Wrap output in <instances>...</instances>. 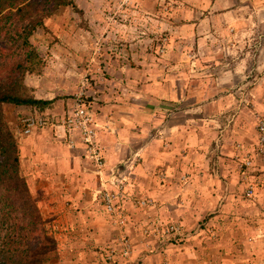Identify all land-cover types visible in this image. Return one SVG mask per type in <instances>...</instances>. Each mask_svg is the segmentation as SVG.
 Returning a JSON list of instances; mask_svg holds the SVG:
<instances>
[{"label": "rangeland", "instance_id": "rangeland-1", "mask_svg": "<svg viewBox=\"0 0 264 264\" xmlns=\"http://www.w3.org/2000/svg\"><path fill=\"white\" fill-rule=\"evenodd\" d=\"M153 1L156 2V0H75L79 10L83 12L82 15L74 10L73 7H62L45 21V28H39L35 31L30 42L40 55L44 64L38 72L27 74L24 83L25 86H27L28 94L32 97L44 101L54 100V102L43 110L36 107L19 108L13 105L5 106L6 121L8 127L16 137L20 157L22 153L21 143L25 138L21 133L22 126L20 121L24 116L41 113L39 116L47 118L51 122L52 119H54V123L57 124V121H60L68 110V107H75L79 99L84 102L92 101L96 103L94 104V113L99 123L102 122L101 118H99L100 105L104 101H107V103L108 101H116L120 104H128L129 106L127 109L120 110L122 112L121 119L127 117L131 121L132 119L135 120L134 123L137 128L131 130L124 128L119 134L122 141H130L128 143V146L130 144L129 148L137 149L141 144L142 140L134 133L143 135L141 131L143 130V124L148 122L143 116L146 114V109L153 106L152 108H155V110L157 108V110L166 117L160 116V114H158L159 112H157V117H154L152 121L158 122L162 118H165V120L160 124H155L153 128L148 129L147 133H149V137L154 135L161 140V136H166V133H162V129L164 130L166 125L164 123L165 121L167 123L171 120L181 121L183 124L186 122L187 126L190 127L193 126L192 121H198V123L201 122L202 124L205 122L202 130H200L202 124L196 128L203 136L202 142L204 145L201 146V150L202 152L204 151V154L207 156L204 162L213 159L212 147L216 148L218 139L220 141L222 139L220 135L223 127H229L230 124H233L232 133L236 134L239 140L227 141L229 143L228 146L234 148L236 143L242 142L239 144H246L249 146V153L253 150L252 148H254L257 141H259L258 125L264 121V69L260 70V79L255 80V84L258 85L259 88L253 95L246 94L242 96L239 94L236 96L239 101L242 100V104L248 106L245 111L236 113L239 111L238 108L234 107L233 109L228 108L226 112L221 108L222 111L220 110L213 114H208L210 112L209 110L205 112L203 107H199L198 110L189 111L187 108L196 106L195 99L193 98L194 94L190 93L193 92L192 88L201 86L206 82L204 79L205 77L202 76L206 71L203 63L206 64V62L202 63L199 60L197 34L194 32L192 33L190 27L185 28L182 26L187 27L188 24L192 25V19L197 21L199 17L197 18L196 15L193 17L178 16L180 12L178 7L180 4L183 3L192 8L195 7L192 4L193 0H163L166 7L175 6L177 8L175 11H165L166 14L164 15H160L156 10H152ZM247 1L257 2L259 5L257 8L263 9V11L261 13H256V15H245L240 17V21L246 26L243 31L240 32V38H238V40L241 41L245 50H253L251 56H257L259 48L264 44V0ZM200 2H204V0H199L197 3L200 5ZM133 6L138 9L139 7H144V10L136 12ZM248 6L250 5L248 4ZM220 35H222V39L226 37L223 32L220 33ZM213 51H215V49H213ZM213 55L217 57V54ZM219 56L222 62L235 64L239 55L237 53L227 54L225 51L223 55L219 54ZM204 58L207 59L209 56L204 55L203 59ZM215 65L217 67L216 69L209 66L208 75L209 78H211L209 79V83H213L216 87L218 84L216 80L218 76L217 73L225 66H218V62H216ZM199 79L200 81H198ZM242 81L243 80L235 81V84L232 80L231 85L228 84L227 86H225L224 81V87L227 88L225 89L226 91L220 89L221 92L215 90L212 96L209 94H207L208 96L203 95L199 98L200 100L197 105L200 103L204 105L211 97H213L212 99H218L220 96L222 98L224 96L234 95L235 91L231 89L242 84ZM166 82L170 84L172 89L175 88L177 83H182L181 88L184 96L181 97L182 100L180 102H177V97L173 90H171L172 94H169L171 97L169 95L164 96L163 85ZM252 83L247 86V89L250 90L255 87V84ZM213 95H215V97ZM230 103L233 104L235 101L233 100ZM232 115L240 116V119L237 120L238 124L234 123L235 118ZM207 119H209V121H207ZM208 125L210 126L209 130L211 131V136L205 145ZM235 128L240 132L235 133ZM188 130L190 129L188 128ZM112 131H114V129ZM166 139L170 145H174L171 137L169 138L166 136ZM189 145L191 144L184 146ZM165 149H168V146L165 147ZM171 149H173V147ZM184 151L186 152L187 150L184 149ZM119 153V159L113 169L118 172H124V175L127 176L123 178V180H125L127 193L131 197L129 202L137 205V203L142 200H154L142 193L139 183H137L134 178L135 175L132 176L135 171L134 168L142 161L141 156L137 159L130 158L128 160L126 156L127 150H125V148ZM88 164L93 167L90 162H88ZM257 164V168L249 170L247 174L250 183L254 182L258 177L257 182H261L252 197L245 195L244 190L247 183L245 177L239 173V168H236L237 178L234 179L232 176L230 181L231 183L234 182L232 193L229 195L230 198L227 197L222 199V197H220L219 199H214L216 203L210 211L208 206L202 207V215H204L207 220L209 212L211 213V217L218 216L215 222L216 224L213 227L221 231L220 239L217 238L216 241L218 242L217 248L219 249L218 256L221 258L222 262V258L225 259L227 254L230 256L226 257V261H229L226 262V264H256L254 260L256 257L254 255L257 251L262 253L261 256H264V243L254 241L256 246L250 249L246 247L248 244H252L253 241L247 239L238 241L236 238L237 234L242 232L247 233L246 236H244L247 237L248 234L255 232L257 228L264 236V163L257 161ZM129 165L131 166L129 167ZM235 165L236 167L238 166L237 161ZM93 169L95 171L94 167ZM21 172L26 179L22 167ZM222 173L223 172L220 171L218 179L221 181L219 183L226 185V183H228V180H226L227 176H222ZM181 177L182 176H179L178 179ZM99 189L100 188L95 191L93 200H95ZM227 191L228 190L221 185L215 194L221 195L223 193L225 194ZM206 198L207 196L203 197L202 203ZM228 199H230L229 202ZM223 200L225 202L227 201L228 204H226V208L222 209L220 204ZM235 202H239L241 205L251 206V208L253 207L251 210L244 211L243 216V220L246 218L250 219V223L246 224L242 222V220L238 222L236 220L237 218H235L236 215H233V220H230V217H226L232 213L229 203L232 204ZM99 203L100 201L97 198V201L94 203V215L101 211ZM206 204H209V200L205 201L204 205ZM255 208H259V210H255ZM128 209L130 214L133 212H135L134 214L142 213L145 210L140 208L133 210L130 208ZM128 209L124 212L125 219L129 216ZM150 216L153 215L150 214L148 217L152 219ZM54 219L55 218L45 220L44 218L47 222L45 227L48 234L52 235L58 244L57 257L50 264H70V259H73L74 262L87 259L95 264L97 258L94 259L93 256L80 257L63 254L65 249H67L65 248L67 241L64 235L66 233V226L64 222H62V224L55 223ZM206 219L200 221V224L197 226L196 224L192 225L190 227L191 229L188 227V231L185 229V232H187L186 235L204 232V234H206H203V239H205L206 236L211 238V233L209 232V227L211 226L206 225ZM143 221L146 220L142 219L136 223H143ZM171 221V219L169 221L167 220L166 223ZM253 221L256 222L257 225L252 223ZM145 224L147 229L150 228L147 222H145ZM202 229L203 231H201ZM4 234L5 231L1 233V235ZM158 238L159 236L156 235L151 239L155 240V242H163V240H158ZM132 244H134V241ZM132 244L130 243V249H132L130 251V258L133 257L132 255H134L133 251L135 249ZM109 245L111 246V244L107 242V245L104 246V250L100 252V255L103 257V264H111L115 261L109 259V257L112 258V255L110 256L112 247ZM202 245L206 246L204 240L202 241ZM70 248L72 250H82L79 239H74V244ZM244 254H246V257ZM223 255L225 257H223ZM256 260L258 261L259 259ZM135 261L137 262H135L136 264L144 263L140 258L138 261ZM261 264H264V262Z\"/></svg>", "mask_w": 264, "mask_h": 264}, {"label": "crops", "instance_id": "crops-1", "mask_svg": "<svg viewBox=\"0 0 264 264\" xmlns=\"http://www.w3.org/2000/svg\"><path fill=\"white\" fill-rule=\"evenodd\" d=\"M197 2L199 0L192 1V4L195 6L192 8L183 3L180 4L182 7H178L180 9L178 16L193 17L196 15L197 18L199 17L197 21L192 19V25L188 24L187 27H182H190L192 33L197 34L199 60L207 64L203 63L206 71L202 75L205 77L206 82L201 86L193 87V92H190L194 94L193 98L195 99L196 106H191L187 109L193 111L198 110L199 107H203L205 112L209 110L208 114H213L217 111L219 112L221 108L226 112L228 108L233 109L234 107L238 108L239 112L236 113L243 112L248 106L242 104V100L239 101L236 96L239 94L242 96L246 94L253 95L259 88L255 84V80L260 79V70L264 69V44L259 48L257 56H251L253 50L249 51V49L245 50V47L243 48L238 38H240V32L243 31L246 25L240 21V17L256 15V13H261L263 9L257 8L259 6L257 2H248L247 0H204V2H200V5ZM133 8L136 12L144 10V7H139L138 9L133 6ZM152 10H156L160 15H164L166 14L165 11H175L177 8L175 6L166 7L163 0H156V2L153 1ZM222 32L226 35L223 39L222 35H220ZM225 51L227 54L237 53L239 55L235 64H228L229 62H222L220 60L219 54L223 55ZM213 54H217V57ZM204 55H208L209 58L203 59ZM216 62H218V66L223 65L225 67L221 69L219 67L220 70L217 73L216 79L218 84L215 87L213 83H209V79L211 78H209L208 71L209 66L214 67V69L217 68ZM232 80L234 82L243 80L242 84L231 89L235 91L234 95L222 98L220 96L218 99H212L213 97H211V100L208 99L204 105H201L202 103L197 105L201 96H208L207 94L212 96L215 90L227 89L224 87V81L225 86H227L228 84L231 85ZM251 83L255 84V87L249 90L247 86ZM181 84L180 82L177 83L175 88L172 89L170 84L166 82L163 85L164 96L172 94L171 90H173L174 94H176L177 102H180L182 100L181 97L184 96ZM169 96L171 97V95ZM213 96L215 97V95ZM231 99L235 101L233 103L235 105L230 103L233 101ZM128 106V104L124 105L116 101H108V103L104 101L100 105L99 118H101L102 122H100L101 132L99 140L105 150L104 155L107 159V168L98 175L84 158V147L79 144L78 140H75V147H70L68 134H66L65 129L61 128V126L57 127L56 130L51 127L37 131L22 140L21 167L24 170L27 184L36 199L43 219L55 218V223L62 224L64 222L66 226V233L64 235L67 241L65 248L67 249H65L63 254L80 257L93 256L94 259L97 258L95 264H101V262L103 264V257L100 255V252L104 250L107 242L111 244V246L109 245L110 247L118 248L119 240L126 237L132 243L134 241L133 245L135 249L133 257L127 261L121 256H117L116 261L111 264H136L135 260L138 261L139 258L144 262L143 264H226V262H229L226 261V257L230 256L228 254L226 257L223 255L225 257V259L222 258L223 262L218 256L219 249L217 248L218 242L216 241L217 238L220 239L221 231L213 227L216 224L218 216L211 217V213L209 212L207 220L202 215V207L208 206L210 211L215 206L216 201L214 199H219L220 197L222 199L230 198L229 195L232 193L234 182L231 183L230 181L232 176L234 179L237 178L235 158L239 154L237 143L234 148L228 146L229 140H239V137L232 133L233 124H230L229 127H223L220 135L221 141L218 139L216 148L212 147L213 159L204 162L207 156L201 150V146L204 145L202 142L203 136L196 129L202 123L192 121L193 126L190 127L187 126L186 122L183 124L181 121L171 120L168 123L165 121L166 125L164 130L162 129V133H166L167 137L172 138L174 145H170L167 142L166 136H161V140L154 135L148 136V129L165 120V118H162L158 122L152 121L154 117H157V112H159L160 116L166 117L157 108L156 110L152 108L153 106L147 108L146 114L143 116L148 121L143 124V130H141L143 135L134 133L142 140L141 144L137 149L129 148L130 144L128 146V143L130 141H122L119 134L124 128L130 130L137 128L134 123L135 120L132 119L131 121L127 117L121 119L122 112L120 110H125ZM234 118L236 119H234V123L238 124L237 120L240 119V116H234ZM204 123L200 130H202ZM209 127L208 125V130L204 128L208 131H206L205 145L211 136ZM113 129L114 131H112ZM239 132L235 128V133ZM187 144L191 145L184 146ZM167 146L168 149H165ZM242 146L243 149L249 151L248 145L242 144ZM172 147L173 149H171ZM123 148L127 150L126 156L128 160L130 158L137 159L141 156L142 161L136 165L132 176L135 175L134 178L139 183L142 193L154 200H152L153 206L150 209H145L142 213L134 214L135 212H133L131 213L133 215L129 211V216L125 219L123 226H113L111 221L107 220L105 216L101 217L98 214H96L97 216L93 214L95 211L93 197L95 191L104 184L105 177L111 175V171L119 159V152ZM184 149L187 151L185 152ZM220 171L223 172L222 176H227L226 180H228V183L226 185L219 183L221 181L218 179ZM179 176L182 177L178 179ZM221 185L228 191L221 195L215 194ZM204 196H207L206 200H209V204L204 205L206 200L202 203ZM223 201L220 204L222 209L226 208V204H228L227 201ZM229 206L232 209V213L226 216L227 218L230 217V220H233V215H236L235 218H237L238 222L241 220L246 224L251 222L247 218L243 220V216L244 211L251 210L253 207L241 205L239 202L229 203ZM255 210H259V208H255ZM150 214L153 215L150 216L152 219L148 218ZM142 219L146 221L136 223ZM170 219L179 222L187 231L189 230L188 227L190 228L195 224L197 226L200 224V221L206 219V225L211 226L209 227L211 238L206 236L203 239L206 234L204 232L189 234L183 238L184 241L179 239L175 241L176 243L172 242L168 244L160 241L155 242L150 237L146 238L147 236L144 235V231L147 228L145 222L152 228L154 225H166V221ZM252 223L257 225L254 221ZM184 233L186 234L187 232L184 231ZM246 234L242 232L237 234L236 237L238 241L245 239L253 241L246 248L253 249L256 246L254 241L264 243V236L258 228L255 232L244 237ZM74 239H79L82 250H72L70 248L74 244ZM203 240L206 246L202 245ZM244 255L246 257V254ZM261 255L262 253L258 251L254 255L256 257L254 258L256 264L264 262V256ZM70 261V264H94L87 259L75 262L73 259H70Z\"/></svg>", "mask_w": 264, "mask_h": 264}, {"label": "trees", "instance_id": "trees-1", "mask_svg": "<svg viewBox=\"0 0 264 264\" xmlns=\"http://www.w3.org/2000/svg\"><path fill=\"white\" fill-rule=\"evenodd\" d=\"M62 7L83 14L75 0H0V264H50L57 257V241L21 172L4 108L43 110L52 104L28 94L24 81L44 64L30 39Z\"/></svg>", "mask_w": 264, "mask_h": 264}, {"label": "built area", "instance_id": "built-area-1", "mask_svg": "<svg viewBox=\"0 0 264 264\" xmlns=\"http://www.w3.org/2000/svg\"><path fill=\"white\" fill-rule=\"evenodd\" d=\"M86 105L80 101L77 110L68 117L66 120V126L71 130H76L85 145V151L87 158L91 160L95 167L99 170L105 167V159L103 156V149L100 144L97 142V133L95 129V125L93 119L90 114L87 112ZM23 127V133L25 135L32 134L36 129L44 127L46 125V121L42 118H37L33 116L25 117L21 121ZM259 141L257 145V156L260 157L262 161H264V122H262L259 126ZM254 161L251 157L245 156L242 158L241 163L239 165V169L244 172V169H248L252 167ZM246 178V177H245ZM258 183H260L258 181ZM257 185H250L246 188V195L252 197L255 194ZM127 187L125 184V180L120 179L113 183L110 187L106 188L99 195L101 204L106 213L117 216L116 222L120 225L124 224V205L123 203L131 200V197L127 193ZM150 205H153L152 201L142 200L139 201L136 207L145 208ZM144 233L146 235H150V231L145 229ZM184 228L178 222L168 223L165 227L157 225L153 227V235H158L163 239H167L168 242L176 241L177 238L183 236ZM121 245H123L122 253L125 256H129L131 251V246L129 240L125 237L120 239ZM115 252V251H113ZM115 254V253H114Z\"/></svg>", "mask_w": 264, "mask_h": 264}, {"label": "clouds", "instance_id": "clouds-1", "mask_svg": "<svg viewBox=\"0 0 264 264\" xmlns=\"http://www.w3.org/2000/svg\"><path fill=\"white\" fill-rule=\"evenodd\" d=\"M49 101H52V103L54 102V100H49ZM80 101H82L85 105H86V107H87V112H88V114H90V116H91V118L93 119V122H94V127H95V129H96V133H97V142L100 144V146L102 147V149H103V156H104V159H105V167L103 168V169H101V170H99L97 167H95L94 166V164L87 158V155H86V151H85V145H84V143H83V141H82V139H81V136H80V134L76 131V130H73V131H71L67 126H66V120L68 119V117L70 116V115H72L76 110H77V108H78V105H79V102ZM94 104H96V103H94V102H92V101H86V102H84L83 100H81V99H79L78 100V103H76V106L75 107H72V108H69L68 107V110L65 112V114L63 115V117H62V119L60 120V121H57V124H55L54 123V119H52V122L51 121H49L47 118H44V117H42V116H39V114H41V113H35L34 115H31V114H28V115H26V116H24L22 119H21V121L25 118V117H28V116H33V117H37V118H42L44 121H46V125L44 126V127H41V128H38V129H36L32 134H30V135H25L24 133H23V127H22V134H23V136H25V137H29V136H31V135H33L35 132H37V131H42V130H45V129H48V128H54L55 130L57 129V127H60L61 126V128H64L65 129V132H66V134H68V142H69V145H70V147H75L76 146V143H75V140H78L79 141V144L80 145H82L83 147H84V151H85V155H84V158L86 159V160H88V162H90L91 163V165H93V167L95 168V172L97 173V175L98 174H100V173H102L103 171H104V169H106L107 168V159H106V157H105V150H104V147L102 146V144H101V142H100V140H99V135H100V132H101V127H100V123H99V121H98V119H97V117L95 116V113H94ZM20 108H24V107H20ZM37 112V111H36ZM21 121H20V124H21ZM262 122H264V121H262ZM261 122V123H262ZM260 123V124H261ZM260 124L258 125V130H259V126H260ZM21 126H22V124H21ZM51 126V127H50ZM258 135L260 136V132L258 133ZM259 136H258V139H259ZM257 145H258V141H257V143H256V145L254 146V148H252L253 150L251 151V149H250V153H249V151H247V150H245V149H243V146H242V144H237V148H238V152H239V154H237V156H236V158H235V160L237 161V169L239 168V165H240V163H241V160H242V158H244L245 156H249V157H251L252 158V160L254 161V164H253V166L252 167H250V168H248V169H244V172L243 171H241L240 169H239V173H241L244 177H246L245 178V180H246V183H247V186H246V188L248 187V186H250V185H257L256 186V189H258V187H259V184H261V182L260 183H258L257 182V180H258V178H256L255 179V181L254 182H252V183H250L249 182V177L247 176V174H248V171L249 170H251V169H253V168H257V166H258V164H257V161H259V162H263L264 163V161H262L261 159H260V157H258L257 156ZM249 153V154H248ZM235 161V162H236ZM124 168V167H123ZM121 171V170H120ZM123 171V170H122ZM117 173H119V174H117ZM109 179H107V178ZM105 177V181H104V184H102L101 185V187H100V189H99V191H98V194L96 195V197H95V200H93L94 201V203L97 201V198L99 199V201H100V198H99V195H100V193L102 192V191H104L106 188H108V187H110L113 183H115L116 182V179L117 180H120V179H123V178H125V177H127L126 175H124V172H118V171H115V169H112V171H111V175L110 176H106ZM112 179H111V178ZM245 188V187H244ZM246 188H245V190H246ZM244 190V191H245ZM256 192V191H255ZM245 195H246V192H245ZM247 196V195H246ZM249 197V196H248ZM138 204V203H137ZM123 205H124V211H123V213L127 210V208L129 207L130 209H139L138 207H136V205H134V203H130L129 201L128 202H125V203H123ZM133 205V206H132ZM99 206H100V208H101V211L98 213V215H102V216H105L106 218H107V220H109V221H111V223H112V225L114 226V225H120L118 222H116V217L117 216H113V215H110V214H108V213H106L105 212V210H104V208H103V206H102V204H101V201H100V203H99ZM153 205H150V206H148V207H145V208H142V207H140V209H146V208H151ZM128 215H129V209H128ZM101 216V217H102ZM124 217V216H123ZM128 217V216H127ZM126 217V218H127ZM124 219V223H125V217L123 218ZM172 222H177V221H171V222H167L166 223V225L168 224V223H172ZM179 223V222H178ZM124 224H122V225H120V226H123ZM166 225H162L163 227H165ZM154 226H157V225H154ZM154 226H152V228H148V230L150 231V235H146L145 233H144V235L145 236H147V237H154V235H153V227ZM183 227V226H182ZM184 228V227H183ZM146 230H147V228H146ZM184 231H185V229H184ZM188 235V234H187ZM186 236V234L184 233L183 234V236H181V237H179V238H177V240L176 241H178L179 239H182V238H184ZM126 238V237H125ZM127 240H129V242L132 244V242L130 241V239L129 238H126ZM158 240H163V242H164V240H165V243H172V242H168L166 239H163V238H161V237H159L158 238ZM182 241H184L183 239H182ZM121 241L119 240V242H118V244H119V246H118V248H115V247H112V250H111V253H110V256L112 255V258H110L109 257V259L111 260V259H113V260H115L116 261V258H117V256H121L123 259H125V260H129V256L131 255V254H129V256H125L123 253H122V248H123V245H121V243H120ZM175 241H173V243H174ZM133 245V244H132ZM133 248V247H132ZM132 250V249H131ZM113 251H115V252H113ZM115 253V254H114ZM115 261H113V262H115Z\"/></svg>", "mask_w": 264, "mask_h": 264}]
</instances>
